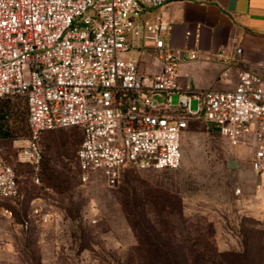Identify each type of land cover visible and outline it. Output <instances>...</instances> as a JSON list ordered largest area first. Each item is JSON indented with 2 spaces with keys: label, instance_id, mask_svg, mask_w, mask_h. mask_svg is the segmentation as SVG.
Segmentation results:
<instances>
[{
  "label": "built area",
  "instance_id": "obj_1",
  "mask_svg": "<svg viewBox=\"0 0 264 264\" xmlns=\"http://www.w3.org/2000/svg\"><path fill=\"white\" fill-rule=\"evenodd\" d=\"M166 1L0 0V99L26 100L29 135L18 159L33 169L35 183L41 180L46 131L80 127L82 183L100 175L114 186L127 166L180 168L188 118L202 117L234 144L252 147L256 188L264 193V80L240 71L234 88L181 86V64L197 59L198 51L172 46L173 24L140 20L143 12ZM142 48L158 60V72L144 73L135 59L120 57ZM216 58L226 65L222 76L227 78L235 54L223 49ZM192 98L198 101L196 111ZM19 197L17 170L0 151V201ZM0 212L14 215L8 207ZM53 216L44 203L30 212L37 223Z\"/></svg>",
  "mask_w": 264,
  "mask_h": 264
},
{
  "label": "rangeland",
  "instance_id": "obj_2",
  "mask_svg": "<svg viewBox=\"0 0 264 264\" xmlns=\"http://www.w3.org/2000/svg\"><path fill=\"white\" fill-rule=\"evenodd\" d=\"M145 54L142 62L159 63ZM120 57L137 59L134 53ZM178 97H172L175 105ZM11 100L27 129L25 101ZM197 108L192 98V111ZM188 121L180 168L128 169L114 186L100 175L87 184L79 180V128L44 134L40 184L18 159L28 131L0 138L22 192L16 202L0 201L14 211L13 217L0 212V264H264V194L251 172L252 147L234 144L203 119ZM37 203L54 212L50 222L30 217Z\"/></svg>",
  "mask_w": 264,
  "mask_h": 264
},
{
  "label": "crops",
  "instance_id": "obj_3",
  "mask_svg": "<svg viewBox=\"0 0 264 264\" xmlns=\"http://www.w3.org/2000/svg\"><path fill=\"white\" fill-rule=\"evenodd\" d=\"M140 20L173 24L172 46L198 51L197 59L181 64V86L234 88L240 71L252 72L264 80V0H167L162 7L143 12ZM239 48L241 53H237ZM223 49L236 57L227 78L222 76L226 65L216 58ZM129 53L137 55L135 60L144 73L160 70L158 62H142L143 54L147 59L153 57L147 48ZM230 165H239V160ZM254 177L257 179L256 174Z\"/></svg>",
  "mask_w": 264,
  "mask_h": 264
},
{
  "label": "trees",
  "instance_id": "obj_4",
  "mask_svg": "<svg viewBox=\"0 0 264 264\" xmlns=\"http://www.w3.org/2000/svg\"><path fill=\"white\" fill-rule=\"evenodd\" d=\"M13 98H17V97L0 99V138L15 139V138L24 136L27 131L29 134L28 109H27L26 100L21 98L25 101L26 109H27L26 110L27 111V119H26L27 120L26 121L27 122V129L22 127L23 120L20 117L21 112H19V109L17 108V103L11 100ZM190 118H195V117H190ZM199 119H203V118L199 117ZM188 123H189V121H188ZM212 126L217 130V128L214 125H212ZM62 128H79V129H81L78 126L62 127ZM57 129H61V128H57ZM187 129H188V127L185 130H187ZM54 130H56V129H54ZM54 130H49V131H54ZM49 131H46L41 135V141L43 139L44 134L49 132ZM81 131H82V129H81ZM82 140H83V131H82ZM77 154H78V152H77ZM43 159H44V153H43ZM76 161H77L78 178L81 181V179L79 177V168H78L77 156H76ZM42 162H43V160H42ZM41 166H42V163H41ZM128 169H134V168L131 166L125 167L123 170V173H122V177ZM81 183H82V181H81ZM21 198H22V192H21V186H20V197L18 198V200H20Z\"/></svg>",
  "mask_w": 264,
  "mask_h": 264
}]
</instances>
